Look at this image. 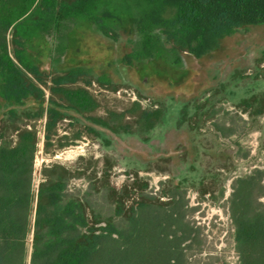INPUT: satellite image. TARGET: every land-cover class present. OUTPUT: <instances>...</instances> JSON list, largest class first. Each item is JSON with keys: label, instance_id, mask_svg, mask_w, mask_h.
<instances>
[{"label": "trees", "instance_id": "trees-1", "mask_svg": "<svg viewBox=\"0 0 264 264\" xmlns=\"http://www.w3.org/2000/svg\"><path fill=\"white\" fill-rule=\"evenodd\" d=\"M123 1L132 16L125 59L138 66L162 62L188 74L189 58L216 59L240 29L264 25V0H0V104L10 106L14 120L18 110L46 116V150L64 114L46 98L43 56L53 69L66 65L52 78L57 87L94 67L106 79L114 47L99 35L116 40ZM142 118L153 127L160 112ZM16 131L15 144L0 145V264H194L190 249L200 244L199 233L186 220L184 193H173L170 204L143 197L127 210L110 185L103 201L92 187L83 197L73 194L71 174L60 164L42 168L35 191L38 135L29 127ZM232 188L237 260L222 264H264V170L236 178Z\"/></svg>", "mask_w": 264, "mask_h": 264}, {"label": "rangeland", "instance_id": "rangeland-1", "mask_svg": "<svg viewBox=\"0 0 264 264\" xmlns=\"http://www.w3.org/2000/svg\"><path fill=\"white\" fill-rule=\"evenodd\" d=\"M118 9L123 29L116 40L99 35L114 47L115 66L106 79L94 67L76 83L57 87L52 78L66 65L53 69L43 56L46 98L61 104L64 114L52 146L45 149L46 116L25 117L18 110L21 118L14 120L5 104L0 145L15 144L18 127L36 130L35 191L42 168L60 164L71 174L73 194L83 197L92 187L93 197L102 200L110 185L127 210L143 197L170 204L173 193H184L186 220L200 241L190 249L191 261L234 263L232 185L264 170V25L240 29L216 59L189 58L187 74L162 62L138 66L126 60L132 16L126 1ZM156 110L160 119L149 127L143 112Z\"/></svg>", "mask_w": 264, "mask_h": 264}]
</instances>
